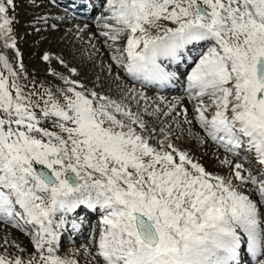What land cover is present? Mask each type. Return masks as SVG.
I'll return each mask as SVG.
<instances>
[{
  "label": "snow or ice",
  "instance_id": "obj_1",
  "mask_svg": "<svg viewBox=\"0 0 264 264\" xmlns=\"http://www.w3.org/2000/svg\"><path fill=\"white\" fill-rule=\"evenodd\" d=\"M99 7L115 90L59 56L29 80L0 0V222L31 245L3 237L0 264H264V0Z\"/></svg>",
  "mask_w": 264,
  "mask_h": 264
},
{
  "label": "rangeland",
  "instance_id": "obj_2",
  "mask_svg": "<svg viewBox=\"0 0 264 264\" xmlns=\"http://www.w3.org/2000/svg\"><path fill=\"white\" fill-rule=\"evenodd\" d=\"M45 2L48 5L46 4L44 6L43 1L40 0H15V11L10 12V15H13L16 21L13 27L17 48L21 53L19 60L22 61L26 68L29 80L34 79L38 83H44L47 86L49 83L55 82L54 78L49 75V69L63 71L67 75V71L55 59V57L59 56L70 66L78 68L80 71L79 78L85 82L95 81L96 77L101 75V81L105 86L110 85L112 87L103 76L108 72V64L113 65V73H116L118 69L110 60V50L104 46L105 43L101 42L105 41V38L99 35L100 29L97 27V21L94 20L92 24V22L71 17L68 21L64 19V22L60 23L62 20L54 19L60 17V12L55 8L53 9L57 13L52 12L49 9V6L52 4L47 0ZM100 12L97 17L100 15ZM53 24L56 25L55 28L52 27ZM85 24H88L89 28L83 32L78 31V28H83ZM93 34L95 35L93 36ZM44 53L50 55V61H44L42 59ZM112 88L115 90V87ZM157 94L148 92L149 96H155ZM184 95V93H181V96ZM165 96L167 97L168 95ZM186 106L189 109L191 108L190 103L186 102ZM195 154L198 157H203L201 162L210 171L218 170L216 156L219 155L222 157L225 155L223 150L220 149L217 151L211 142H209V145L200 148ZM96 224H98V221H96ZM5 236L15 244L22 239L26 240L27 244L24 247L31 248L29 235L28 237L23 232L21 234L0 223V239ZM83 243L85 242L76 241L71 247L67 245L64 248L65 250L71 249ZM9 250L13 255L17 254V249L14 247Z\"/></svg>",
  "mask_w": 264,
  "mask_h": 264
},
{
  "label": "bare ground",
  "instance_id": "obj_3",
  "mask_svg": "<svg viewBox=\"0 0 264 264\" xmlns=\"http://www.w3.org/2000/svg\"><path fill=\"white\" fill-rule=\"evenodd\" d=\"M40 1H43V5L46 6V2L45 0H40ZM57 1V6H54V5H50L49 6V9L52 10V12L54 13H57L53 8H55L58 12H60V17L58 18H54V19H57V20H62L60 21V23L64 22V19L65 21H68L71 17L73 18H80V19H83V18H88L89 20L91 21H94L95 17H96V14L101 10L100 7H99V4H100V0H97L96 4H91L89 3L87 0H70V1H67L65 3V0H56ZM78 1V2H77ZM65 3V4H64ZM48 5V4H47ZM53 6V7H51ZM62 7L68 11L69 14L67 15H64L63 13H61V11L59 9H62ZM63 9V10H64ZM52 16V15H51ZM50 16V17H51ZM96 20V19H95ZM94 23V22H93ZM92 23V24H93ZM102 43H104V41H101ZM104 45V44H103ZM105 46V45H104ZM103 46V47H104ZM101 47V46H100ZM105 64V63H104ZM106 70V69H105ZM108 72H106L104 74V78H106V81L107 83L111 84L112 87H115V82L113 81V77L112 76H108L107 74ZM101 76V75H100ZM129 83H131V81H129ZM172 90H168V91H172V93H179L177 91H180L182 90V86L178 85L174 88H171ZM153 95V94H151ZM173 94H171L172 96ZM156 96V95H155ZM171 96H167L168 99H173ZM177 97V96H175ZM180 97V95L178 96ZM188 106V105H187ZM189 107V106H188ZM191 107V106H190ZM191 109V108H190ZM214 146V145H213ZM223 150V149H221ZM94 218V217H93ZM96 219V218H95ZM1 224H3L4 226H8L9 228L13 229L14 231H17V232H20L22 234V231H20L19 229L17 228H13L11 225H6L2 222H0ZM26 236H28L27 232H23ZM89 232L88 230L85 231V234L83 236V238H87ZM29 237V236H28ZM23 241V242H22ZM86 242V241H85ZM71 242L66 238L65 241H64V246H67L69 245ZM16 244H20L21 247L23 246H26L27 244V241L26 240H20L18 242H16Z\"/></svg>",
  "mask_w": 264,
  "mask_h": 264
}]
</instances>
